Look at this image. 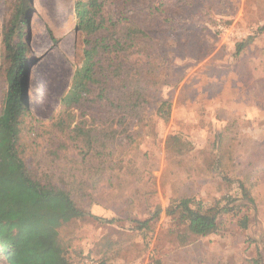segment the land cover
Wrapping results in <instances>:
<instances>
[{
  "label": "rangeland",
  "instance_id": "rangeland-1",
  "mask_svg": "<svg viewBox=\"0 0 264 264\" xmlns=\"http://www.w3.org/2000/svg\"><path fill=\"white\" fill-rule=\"evenodd\" d=\"M73 1L0 0V111L3 39L23 6L13 42L25 44L21 94L30 113L20 118L19 151L29 170L79 208L97 203L133 220V264L150 249L154 264H264V0H169L168 27L145 16L144 2L155 0H106L104 35L123 42L124 57L110 53L97 76L104 85L108 76L113 93L137 87L140 74L147 100L135 124L129 112L111 121L100 102L62 110L86 38ZM163 101L169 108L157 112ZM90 128L99 141L88 142ZM182 199L214 214L216 229L188 235L166 212ZM85 219L59 228L70 258L83 255L71 245Z\"/></svg>",
  "mask_w": 264,
  "mask_h": 264
},
{
  "label": "trees",
  "instance_id": "trees-1",
  "mask_svg": "<svg viewBox=\"0 0 264 264\" xmlns=\"http://www.w3.org/2000/svg\"><path fill=\"white\" fill-rule=\"evenodd\" d=\"M106 0H74L73 10L77 18V27L86 35L80 64L75 68L68 89L62 94L59 103L62 110L84 108L85 103L100 102L108 112L111 121L125 119L129 112L130 124L141 120L138 109L147 100V89L141 87L140 74L137 76V87L131 91L111 93L108 76L104 81L97 76L103 59L114 53L121 60L118 38L112 39L104 35L112 23L103 15ZM146 17H153L160 27H168L173 23L172 4L169 0L145 1ZM7 33L4 36L5 92L0 111V258L6 264H68L70 259L59 242V228L81 216L83 213L72 199L70 193L50 182H42L29 170L19 151L20 118L28 115L30 110L21 94L23 72L26 68L25 44L21 39L13 42V35L19 29L23 6L19 4ZM173 20V21H172ZM130 33V32H129ZM242 49L238 44L237 52ZM120 53V57H119ZM119 66L122 63L119 62ZM147 73L156 70L148 66ZM96 85L92 89V85ZM146 99V100H145ZM157 112L163 106L169 108L167 101L160 102ZM103 107V106H100ZM165 114H167L168 110ZM121 117H117V115ZM95 120V119H94ZM62 123V131L69 126ZM75 128L80 130V123ZM96 128H90L85 134L94 138ZM87 142V143H88ZM168 215L178 214V218L186 224L188 235H206L217 227V217L209 212L193 208L187 199L180 200L175 206L166 209ZM260 264V260H254ZM103 264V262H102Z\"/></svg>",
  "mask_w": 264,
  "mask_h": 264
},
{
  "label": "crops",
  "instance_id": "crops-1",
  "mask_svg": "<svg viewBox=\"0 0 264 264\" xmlns=\"http://www.w3.org/2000/svg\"><path fill=\"white\" fill-rule=\"evenodd\" d=\"M79 209L83 213L73 220L86 218V221L79 231L81 240L77 237L72 241L73 251L93 255L103 264H133L137 245L134 240H138V235L129 227L134 221L97 203L89 209Z\"/></svg>",
  "mask_w": 264,
  "mask_h": 264
},
{
  "label": "built area",
  "instance_id": "built-area-1",
  "mask_svg": "<svg viewBox=\"0 0 264 264\" xmlns=\"http://www.w3.org/2000/svg\"><path fill=\"white\" fill-rule=\"evenodd\" d=\"M153 250L150 249L145 257L138 260L135 264H154ZM68 264H102L101 260L93 255L83 254L79 257L70 258Z\"/></svg>",
  "mask_w": 264,
  "mask_h": 264
}]
</instances>
